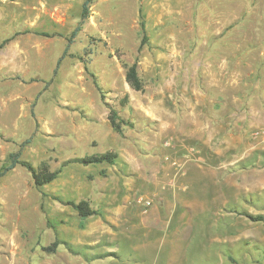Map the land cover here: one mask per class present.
<instances>
[{"label": "rangeland", "instance_id": "rangeland-1", "mask_svg": "<svg viewBox=\"0 0 264 264\" xmlns=\"http://www.w3.org/2000/svg\"><path fill=\"white\" fill-rule=\"evenodd\" d=\"M85 2L0 0V167L119 153L2 177L0 264H264V0Z\"/></svg>", "mask_w": 264, "mask_h": 264}, {"label": "trees", "instance_id": "trees-1", "mask_svg": "<svg viewBox=\"0 0 264 264\" xmlns=\"http://www.w3.org/2000/svg\"><path fill=\"white\" fill-rule=\"evenodd\" d=\"M93 0H86L84 3L83 11H82V20L81 22L75 27L73 32L71 33V36L68 38L69 43L73 42V39L78 35V33L81 31L82 26L84 21L89 17V4ZM141 20H140V25L142 29V42H141V47H143L148 41H149V36L146 31V20H145V15L143 12V9L141 10ZM36 34L43 35V36H54L56 33H51L48 31H43V30H35L34 31ZM12 37H8L4 39L0 43V48H3L10 40ZM68 51V47L64 51L63 56L59 59H61L66 55ZM138 61L136 60L133 62L127 70V81L129 84L136 90H141L143 89V81L140 77L139 74V69H138ZM109 120L110 123L113 127V129L119 133H123L124 129L127 125H132L129 120L123 119L119 112L111 107L110 108V113H109ZM119 159V153L117 151L113 150H108L106 152H99V153H93V154H88L82 157H76L72 158L69 160H66L58 169H51L49 164L46 161H43L39 165H34L32 162H30L27 159H24L22 157V152L21 150L18 151H13L8 155L7 160L5 163L2 164L0 167V179L4 177L8 172H10L12 169L17 167L18 165L26 167L28 170L31 171L35 184L38 186H44L46 184H49L53 182L55 179H57L60 176V173L63 171L64 166L71 162H78L82 164H100V163H109V164H116ZM58 200H60L63 203H67L71 205L81 216L82 221H86L90 216L99 214L98 209L94 208L91 203L88 200H80V201H74V200H64L61 197H57ZM253 220L255 221H264V215L258 214V215H251L248 214ZM60 241L56 240L52 245L48 246L46 249L50 251H56L57 247L59 246Z\"/></svg>", "mask_w": 264, "mask_h": 264}, {"label": "built area", "instance_id": "built-area-1", "mask_svg": "<svg viewBox=\"0 0 264 264\" xmlns=\"http://www.w3.org/2000/svg\"><path fill=\"white\" fill-rule=\"evenodd\" d=\"M146 204H147V205L150 204V201H147Z\"/></svg>", "mask_w": 264, "mask_h": 264}]
</instances>
